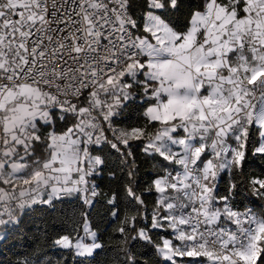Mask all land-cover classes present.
Returning a JSON list of instances; mask_svg holds the SVG:
<instances>
[{
    "label": "snow or ice",
    "instance_id": "obj_1",
    "mask_svg": "<svg viewBox=\"0 0 264 264\" xmlns=\"http://www.w3.org/2000/svg\"><path fill=\"white\" fill-rule=\"evenodd\" d=\"M36 223L7 264H264V0H0V250Z\"/></svg>",
    "mask_w": 264,
    "mask_h": 264
},
{
    "label": "trees",
    "instance_id": "obj_2",
    "mask_svg": "<svg viewBox=\"0 0 264 264\" xmlns=\"http://www.w3.org/2000/svg\"><path fill=\"white\" fill-rule=\"evenodd\" d=\"M151 167V164H145L143 167L144 171H148ZM43 225L39 223L36 224H29L23 230V234L19 235L15 238L14 247L9 250L8 247L0 250V261L3 264H7L8 261H15L16 259H22L23 257L14 256V252L19 253H29L34 250H41L42 246L45 243L44 233L39 229L42 228Z\"/></svg>",
    "mask_w": 264,
    "mask_h": 264
}]
</instances>
